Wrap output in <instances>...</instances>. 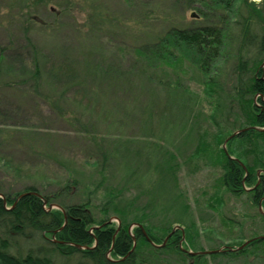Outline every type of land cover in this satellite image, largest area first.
<instances>
[{
	"label": "rangeland",
	"instance_id": "1",
	"mask_svg": "<svg viewBox=\"0 0 264 264\" xmlns=\"http://www.w3.org/2000/svg\"><path fill=\"white\" fill-rule=\"evenodd\" d=\"M205 2L0 0V195L34 186L53 208L87 203L96 220L116 192L110 202L131 204L130 212L144 208L150 224L182 220L174 224L182 230L193 224V246L182 243L188 250L264 235L261 210L247 195L224 191L214 161L218 148L226 149L217 134L231 132L239 117L234 15L222 10L230 45L214 62L212 91L187 60L157 72L168 92L160 85L149 94L128 87L136 81L128 72L138 56L134 48L170 28L210 23ZM158 102H165L164 112L146 107ZM39 244L34 235L30 245ZM175 258L169 255L168 264H264V240L237 257Z\"/></svg>",
	"mask_w": 264,
	"mask_h": 264
},
{
	"label": "trees",
	"instance_id": "2",
	"mask_svg": "<svg viewBox=\"0 0 264 264\" xmlns=\"http://www.w3.org/2000/svg\"><path fill=\"white\" fill-rule=\"evenodd\" d=\"M204 5L208 9L204 20L210 23L193 28H170L153 41L134 48L138 56L133 70L128 72L136 81H128V87L145 88L149 94V88L160 85L168 92L158 73L166 67L178 68L187 60L204 80L206 88L212 91L217 82L211 75L215 73L214 62L221 50H227L230 45L229 29L221 24L225 19L221 16L222 10L228 17L234 15L238 27L235 97L239 117H235L231 132L217 134L218 145L226 140L227 154L223 148H218L214 161L221 167L219 182L225 192L247 195L252 204L257 207L261 204L264 210V0L258 4L249 0H206ZM3 55L4 50L0 48V63ZM99 68L96 65L93 69L97 73ZM164 103H150L146 107L161 113L165 111L162 110ZM169 163L167 160L163 167L168 174L172 170ZM35 193L40 194L30 186L14 196L0 195V264H59L64 261L60 257L74 258L72 264H168L169 255L198 263L204 255L240 256L261 241L253 236L250 238L254 239L240 250L235 249L242 242L222 249L210 248L220 249L216 252L194 253L200 250L193 247L194 250L189 251L182 244L185 238L193 246V238L198 235L196 231L191 232L193 224L184 226L183 230L177 225L171 233L174 224L182 220L150 224L144 208L130 212L131 204L124 207L116 201L110 202L116 192L107 195L108 200L102 207L103 217L96 220L87 203L59 205L60 210L50 208L52 202L48 195ZM109 211L117 218V224L109 221ZM260 216L264 218V214ZM155 228L158 229L156 235ZM34 235L41 241L35 248L30 245Z\"/></svg>",
	"mask_w": 264,
	"mask_h": 264
},
{
	"label": "water",
	"instance_id": "3",
	"mask_svg": "<svg viewBox=\"0 0 264 264\" xmlns=\"http://www.w3.org/2000/svg\"><path fill=\"white\" fill-rule=\"evenodd\" d=\"M236 133V132H235ZM235 133H233L232 135H234ZM225 142H226V140L224 141V145H225ZM224 152L227 154V152H226V150H225V147H224ZM35 194H37V193H35ZM22 195V194H21ZM20 195V196H21ZM38 196H39V194H37ZM19 196V197H20ZM51 207H52V205H51ZM55 207H57L58 208V206H55ZM258 208L261 210V213H264V211L261 209V204H259L258 205ZM176 227H174L173 229H172V231H171V233L174 231V229H175ZM144 236L149 240V238L147 237V235H146V233H144ZM168 238V236L165 238V240ZM257 239H264V235H262V236H258V237H256ZM165 240H164V242H165ZM251 241V239H249V240H246L244 243H242L240 246H238V248H236L235 250H240V249H242L248 242H250ZM230 250H233V249H230ZM216 251H220V249H217V250H210V251H199V252H194V253H199V254H206V253H211V252H216Z\"/></svg>",
	"mask_w": 264,
	"mask_h": 264
}]
</instances>
